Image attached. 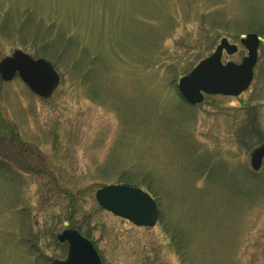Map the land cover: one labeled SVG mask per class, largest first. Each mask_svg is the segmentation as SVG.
Here are the masks:
<instances>
[{"label":"rangeland","instance_id":"rangeland-1","mask_svg":"<svg viewBox=\"0 0 264 264\" xmlns=\"http://www.w3.org/2000/svg\"><path fill=\"white\" fill-rule=\"evenodd\" d=\"M262 39L239 96L178 91L223 38ZM21 49L53 63L44 99L0 75V264L65 260L75 229L102 264H264V0H0V62ZM138 186L152 228L104 210L96 191Z\"/></svg>","mask_w":264,"mask_h":264},{"label":"water","instance_id":"water-1","mask_svg":"<svg viewBox=\"0 0 264 264\" xmlns=\"http://www.w3.org/2000/svg\"><path fill=\"white\" fill-rule=\"evenodd\" d=\"M241 43L247 48L248 56L240 64H223L224 50L230 55L238 51L237 45L224 38L212 56L202 60L189 75L179 80V92L187 102L200 104L204 94L239 96L249 88L258 60L260 38L258 34L250 33L241 39ZM0 74L4 81L19 75L35 94L45 99L52 96L61 81L52 63L43 58L36 59L22 50H16L0 62ZM263 160L264 143L251 154L252 168L258 171ZM96 199L102 208L140 227H154L159 218L156 201L136 186L107 185L97 190ZM58 239L69 243L68 258L55 260L52 264H102L93 244L77 230L66 229Z\"/></svg>","mask_w":264,"mask_h":264}]
</instances>
